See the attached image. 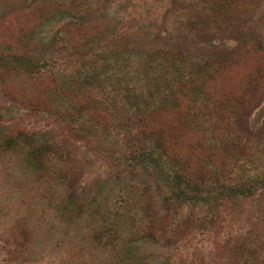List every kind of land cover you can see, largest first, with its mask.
I'll return each instance as SVG.
<instances>
[{
	"label": "rangeland",
	"instance_id": "rangeland-1",
	"mask_svg": "<svg viewBox=\"0 0 264 264\" xmlns=\"http://www.w3.org/2000/svg\"><path fill=\"white\" fill-rule=\"evenodd\" d=\"M61 12L56 0H0V261L25 231L28 255L11 264H264V182L247 195L219 188L250 187L264 172V136L246 140L222 116L241 100L250 126L264 124V0H100L82 14L85 24L64 28ZM54 34L65 37V50ZM29 61L39 70L29 71ZM83 67L120 85L72 81L91 110L151 101L149 123L185 171H216L187 231H144L141 208L152 202L163 214L170 185L164 174L132 168L137 151L123 150L130 137L122 133L131 122L93 137L46 115L59 104L51 77ZM176 70L202 79L203 89L184 83L181 102L164 105ZM125 91L136 97L128 104ZM208 106L219 109L212 121L184 118ZM170 154H162L164 171ZM119 190L132 213L107 219Z\"/></svg>",
	"mask_w": 264,
	"mask_h": 264
},
{
	"label": "trees",
	"instance_id": "trees-1",
	"mask_svg": "<svg viewBox=\"0 0 264 264\" xmlns=\"http://www.w3.org/2000/svg\"><path fill=\"white\" fill-rule=\"evenodd\" d=\"M100 0H56L58 8L62 11L64 27H76L85 24L82 14L89 9L91 6L98 3ZM51 41L58 47V51L65 50L66 39L65 37H58V34L51 36ZM177 61V60H176ZM219 63V62H218ZM36 63L29 61L28 67L35 69L34 65ZM197 64L201 68H208V63L206 61L200 60ZM37 70H39L36 64ZM34 72H37L36 70ZM55 76L51 77L55 85L56 100L59 104L55 107H49L46 110V115L52 118L62 117L65 122H72L74 125L73 129L76 134L90 133L93 137L97 136L100 127L110 130L111 128L119 125L120 123H127L125 125L124 136H128L127 140H123V150L133 153L130 157L132 161L136 159V163L132 165V168L137 170H154L153 172H159L164 174L167 178L168 185H170V194L164 198L165 202V212L159 214L155 210L153 203H149L147 206L144 205L141 209V216L146 220L144 231L149 234L150 237L155 236V232L164 235L165 233L177 232V229L181 231H187L195 221H198V217L193 213L192 209L195 206H199L200 203L205 202V197H202L203 192H208L207 187H211L214 183L218 182V177L216 171L210 173H199L197 175L191 174L184 169L183 160L180 156L175 154L167 144L166 140L162 138L161 131H155L154 127L149 123V115L151 113V101L147 104L139 106L136 104L138 99L132 97L131 93L128 94L127 91L123 92L122 98L129 103L128 100L135 99V105H129L127 107H110L111 103L105 106L103 112H95L91 110L87 103L80 100L76 95V88L73 82L74 80L80 81L82 84H86L88 87H100L109 88L110 91L119 90L118 82H108L104 83L100 79L99 75L95 73H90L87 68L83 67L80 69H74L70 74H68L65 69H59ZM175 73L177 75L175 76ZM170 80V88L165 89L161 92V99L167 104H179L182 99V92L184 90L185 84H194L197 88L199 85L203 89V80L193 78L191 74L184 76L182 71H174V76ZM63 79L69 81L72 87H66V83ZM184 80H186L184 82ZM188 82V83H187ZM80 86V85H79ZM84 87V86H81ZM137 96V95H136ZM139 96V95H138ZM107 99V98H105ZM137 100V101H136ZM63 101V102H62ZM242 106V107H241ZM219 109L217 106H208L206 111H199L194 107L188 108L184 114L185 119H197L200 117L208 118V121H212L215 116L218 115ZM227 120H233V123L237 128H242L243 133L246 135L247 139L249 137L260 138L264 136V124L260 127L253 128L250 126L248 115L244 109L243 102L240 100L237 107L230 112H225L222 114ZM131 124V125H130ZM264 148V146H263ZM163 153H172L169 155L165 164L168 166L167 171L162 170L163 166L161 163ZM259 176H262L259 178ZM255 178L250 180L248 186L245 187L244 183L240 182L235 186H229L227 184H220L219 188L224 189L227 187L230 189L229 195H236L237 193L241 195H247L252 193V184H256L258 181L264 182V172L256 173ZM225 180V179H224ZM246 193V194H245ZM117 201L108 205L105 216L107 219H116L118 217H128L131 215V207L135 205L132 201H129L119 190L116 194ZM124 197V198H123ZM120 198V199H118ZM184 204L185 208L190 211H182V206ZM109 223V222H108ZM107 223V224H108ZM158 226V227H155ZM175 227L176 231H175ZM27 233L25 231L21 232L18 237H15L6 252L7 257H4L0 261V264H11L12 261L27 256L26 246L28 245L27 239H25ZM247 245L239 244L240 249H245ZM250 253V252H249ZM6 262V263H5Z\"/></svg>",
	"mask_w": 264,
	"mask_h": 264
}]
</instances>
